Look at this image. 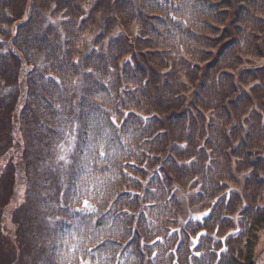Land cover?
<instances>
[{
	"label": "trees",
	"instance_id": "obj_1",
	"mask_svg": "<svg viewBox=\"0 0 264 264\" xmlns=\"http://www.w3.org/2000/svg\"><path fill=\"white\" fill-rule=\"evenodd\" d=\"M83 1L0 0V33L6 26H14L7 36L13 39L10 51L21 50L20 44H16L17 35L30 24L37 3L60 13L64 32L62 36L57 31L51 35L53 46L50 48L61 56V61L54 62L57 76H47L45 97H40L50 108V101L56 99V95L57 103L61 102L65 113L68 112L65 116L76 122L66 182L63 186L56 181L52 185L55 218L51 226L49 259L54 264H167L165 252L177 237L165 227V221L173 217L167 204L161 201L170 202L173 195L164 196L159 190L152 200L145 197L139 200L140 192L128 189L132 173H145V162L160 159V154L166 151H173L172 156L183 154L199 158L201 166L194 167L195 173L203 179L202 184H207L206 172L212 177L208 187H212V194L204 198L210 203L218 195V200L209 204L214 205L213 211L197 223L196 230L207 228L214 221L207 229L214 228L222 235L234 225L229 213L227 217L221 213L222 210L234 211L239 201L237 193L228 201L224 194L220 195L224 189L223 183L219 184L220 174L227 171L221 160H227L228 166L229 154H243L252 169L246 178L256 188H264V177L253 174L264 171V155L260 151V142L264 140L261 113L256 114L252 124L255 134L244 130L242 138L236 132L242 128L240 124L226 128L227 121L218 117H212L211 121L206 119L208 110L209 118L221 111L228 116V106L237 108L239 105L237 100L244 90L239 91L233 79L236 71L228 69H236L240 62L229 60L225 52L238 44L232 34L234 30L264 31V0H95L88 10L83 8ZM105 3L109 15L107 21L104 19L105 25L136 22L138 33L134 36L122 31L123 34H119L122 45L116 49V54L107 55L106 62H101L104 59L99 55H82L79 42L85 39L81 34L98 23L97 14ZM108 26L106 29L112 31ZM100 33L94 36L97 44L103 37H115L111 33ZM41 34L32 35L40 46L44 37ZM253 35L257 45L255 53L261 54L260 44L264 47V38L260 41ZM136 41L147 43L144 53L165 61L160 62L163 67L170 61L171 65L177 64V73H185L191 87L180 80L170 83L169 74L175 65H166L164 72L156 68V62L146 65L130 62V57L124 60V55L130 51L131 56L136 55L133 54L137 53L133 47ZM207 47L217 48L211 53ZM202 53L210 56L206 62H199ZM11 55L16 61L21 59L17 52L12 51ZM86 59L88 62H82ZM5 71H9V66L1 62L0 74ZM12 72L17 81L18 68L12 67ZM156 75L161 76L157 81ZM221 81L225 82L222 87L219 86ZM260 81L254 88H264V77ZM165 86L169 95L160 93V88ZM205 87L209 94L206 98L202 96ZM163 99L168 102L164 109H155ZM134 108L145 111L147 117ZM262 109L264 111V107ZM245 112V116H249L250 109L246 106L242 109V113ZM116 116L118 121L114 120ZM178 122V134L173 138L168 129ZM209 127L214 128L215 137L210 135ZM236 135L241 138L240 146L234 143L239 140ZM207 158L210 159L205 162ZM163 159L166 161L162 162L175 163L171 156ZM208 161L215 165H208ZM85 199L95 208V213L77 211L83 207ZM245 211L250 231H239L242 225L236 232L226 234L228 248L226 246L220 254L217 252L220 238L214 246L196 244L188 261L197 260V252L200 254L201 250L204 257L196 264H258L254 261V239L264 231V205L246 206ZM152 233L154 236L147 240L145 237ZM162 238L170 241L168 247L148 257L144 247L158 245ZM238 239L242 240L236 242V246L234 241ZM175 248L184 249L186 259L187 244L180 241Z\"/></svg>",
	"mask_w": 264,
	"mask_h": 264
},
{
	"label": "rangeland",
	"instance_id": "obj_2",
	"mask_svg": "<svg viewBox=\"0 0 264 264\" xmlns=\"http://www.w3.org/2000/svg\"><path fill=\"white\" fill-rule=\"evenodd\" d=\"M93 1L95 0H84L83 8L88 10ZM42 4H36L37 7L34 8L30 24L17 35L16 44H20L21 50L12 51L17 52V55L21 57L19 61L13 59L12 51H10V42L13 39L11 41L7 37L14 30V26L11 28L6 26L5 31L0 33V55L3 60L1 62L9 66L8 72L5 71L0 74V264H54L48 255L51 226L55 218L53 216L55 199L53 198L54 187L52 185L60 183V186H63L66 182L70 162L69 153L75 139L76 122L65 116L68 112L65 113L61 102L58 101L57 103V96L55 95L56 99L50 101V108H48V104L43 103L44 99L43 101L40 99V97H45L44 88H46L47 76H57L53 70L54 62L61 61V56L54 53L53 49L50 48L53 46L51 35L54 31L61 33V36L64 35L59 21L60 13L52 12V7ZM107 10L108 6L105 3L97 14L98 23L92 29H87L81 34L85 39L83 42H79V45L82 43L80 46L82 55L85 56L88 53L96 57L99 55L101 56L100 59H104L101 62H106L107 55L113 56V52L116 54V49L122 45L120 42L122 37L119 35L123 34L122 31L125 30L134 36L138 33L136 22L124 23L122 26L114 23H109V26L105 25L104 19L107 21L106 17L109 16ZM107 26L112 31H108ZM97 32L98 34H102L100 32L111 33L115 37L111 39L103 37L104 40L97 44L94 37ZM35 33L44 35L43 38L41 37L42 46L38 45L32 37ZM253 33L260 38V41L264 38V31L262 30L260 32H252L251 29L242 32L238 29L234 30L232 34L238 40V44L225 52L229 60L240 62L236 69H228L234 73L236 71L237 74L233 79L236 81L238 90H244L245 93L240 94L237 100L239 102L238 107L231 108L228 106V116L225 115L224 111H221L217 116L214 113V116L209 118V110L206 111L207 120L210 119L211 121L212 117H218L229 123L226 128L240 124L242 128L236 132L240 134L241 138L244 137L246 131L255 134L256 130L252 124L255 123L254 118L258 112L261 113V121L264 126V111L262 109L264 107V101H262L264 88H254V85L261 82L260 80L264 77V47L260 44L261 54L255 53L254 47L257 45ZM62 40L63 38H61ZM145 44L147 43L136 41L133 45L137 49V53H133L136 55L131 56L130 51L124 55V60L130 57V62H144L146 65L148 62H156V68L164 72L167 69L166 65L168 67L175 65L169 74L170 83L174 84L180 80L183 84L186 83L187 86L190 85L191 87L187 75L183 72L177 73L179 69L177 64L171 65L172 61H170L165 63L163 67L160 62L165 61H160V58H153L154 55L144 53L147 50ZM216 48L207 47L210 50L208 52L211 53H214ZM209 57V54L202 53L198 57L200 58L199 62H206ZM82 62L88 61L86 59ZM12 67L18 68L17 81L14 74L15 70L11 73ZM28 71L31 72L27 75ZM158 78L161 76H157L156 81ZM224 84L225 82L221 81L219 86L222 87ZM160 91V93H167L168 89L165 86L160 88ZM169 94L167 93V95ZM202 96L209 97L207 87L202 92ZM166 103L168 102L163 99L161 104L158 103L154 108L164 109ZM25 104L26 106L23 107ZM245 106L247 110L250 109V114L247 117L245 116L247 112L242 113ZM134 110L144 118L147 117L142 109L134 108ZM116 119L117 116L114 120L116 121ZM178 127L179 122L174 123L168 129L173 138H175V134H178ZM208 131L214 137L217 135L213 127H209ZM236 137L238 140L239 136L236 135ZM241 138L234 143L240 146ZM260 143L262 145L260 148L262 149L260 150L261 155H264V140ZM173 154V151H166L160 154V159L156 160L155 158L145 162L143 164L145 165L143 169L145 173H132L133 180L128 183L131 185V187L128 186V189L132 192L139 191V200L144 197L145 200H152L158 196L159 190L164 196L173 195L172 201L166 203L164 199L161 201V204H167L173 217L165 221V227H168L170 232H173L172 235L177 237L176 240L171 241L168 249L170 253L165 252V258H167L165 262L167 264L201 263L202 256L204 257L201 250L197 260L193 263L188 261L190 259L189 253L194 251L193 246L196 244L201 246L202 243L204 246H214L220 238L221 244H219L220 248L217 251L220 254V251L226 249V246L228 248L224 238L226 234L234 232L242 225L243 227L239 231L243 230V233L250 231V222L247 223L245 208L246 206L264 205V188H256L255 184L246 178L247 175L251 174L250 170L252 169L248 166L250 162L244 159L243 154L240 152L237 153L238 156L229 154L228 166L227 160H221L227 171L220 174L219 184L223 183L224 185L220 195L224 194L225 201H228L233 193H237L239 201H237L234 211L232 209L229 212L222 210L221 213L226 217L229 213L234 225L222 235L217 234L214 228L211 229L210 227L211 231L207 229L214 221L210 222L207 228L196 230L195 226L205 217L204 213L213 211L214 205L209 204L218 200V195L210 203L204 198L205 195L212 194V187L208 188L209 181L212 182V177L210 173L206 172L207 184L206 186L205 183L202 184L203 179L195 173L194 167L201 166L199 158L194 159L195 156L193 155L186 157L183 154L172 156ZM61 155L65 157V160L59 159ZM166 155L175 158V163H172L173 161L166 163V159H163ZM209 159L207 158L205 162ZM162 160H165V163ZM208 165L213 167L215 164L212 165L208 161ZM256 173L264 177V171L253 172V174ZM197 217L200 219H196ZM153 236L154 233L145 238L149 240ZM241 240H235V245L238 246L236 242H241ZM180 241L187 244L189 248L186 259L184 258L186 251L184 249L177 251L175 248ZM254 243L256 246L254 261L263 264L264 231L258 233ZM169 244L170 241L162 238L158 245H148L144 249L147 256L150 257L158 254L159 251L163 252ZM181 260L183 262H180ZM83 264L93 263L86 262Z\"/></svg>",
	"mask_w": 264,
	"mask_h": 264
},
{
	"label": "snow or ice",
	"instance_id": "obj_3",
	"mask_svg": "<svg viewBox=\"0 0 264 264\" xmlns=\"http://www.w3.org/2000/svg\"><path fill=\"white\" fill-rule=\"evenodd\" d=\"M100 155L102 156L103 153L101 152ZM60 160H65V157L63 155H61L59 157ZM77 211H80V212H92V213H95V208L89 203V201L87 199L83 200V207L80 208V209H77ZM209 215V213H204V216H207ZM196 219H200V217H197ZM197 255H199V253H197Z\"/></svg>",
	"mask_w": 264,
	"mask_h": 264
}]
</instances>
